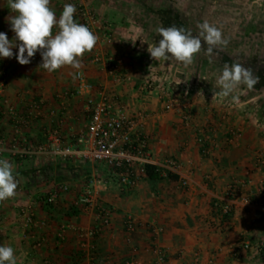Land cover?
<instances>
[{"label": "crops", "instance_id": "obj_1", "mask_svg": "<svg viewBox=\"0 0 264 264\" xmlns=\"http://www.w3.org/2000/svg\"><path fill=\"white\" fill-rule=\"evenodd\" d=\"M60 1L50 4L57 17L63 9ZM74 1L96 12L103 25L80 69L65 66L49 73L39 67V52L21 65L15 58L18 47L12 58L0 57L6 68L0 96V140L6 151L0 158L12 162L18 181L16 195L0 202V245L12 246L22 264H152L157 248L166 255L165 264H198L197 256L199 264L210 258L215 264H264V247H258L264 242V88H253L247 98L238 92L221 97L219 89L190 92L187 108L166 109L164 90L182 81L176 76L177 61L154 60L148 47L158 44L161 26H182L193 34L192 24L177 22L175 1H158L156 7L146 0ZM10 14L6 0H0V32L11 40L15 33L6 20ZM203 46L194 62L207 59L222 68L233 62L226 54L210 59ZM95 56L121 58L119 75L94 62ZM77 71L94 85L96 99L98 90H105L130 116L145 114L143 131L152 163L180 162L179 179L160 171L156 179L146 175L136 186L124 187L106 164L63 158L51 146L34 155L9 152L13 142L20 150L45 144L52 128L60 130L66 144L86 130L90 113L87 95L77 93ZM189 73L185 83L194 81ZM34 103L41 108L26 119L25 111ZM182 177H187L186 185ZM59 184L69 189L55 203H46ZM87 187L94 194L88 206L79 202ZM226 203L233 207L228 213L221 208ZM24 207L34 213L28 224ZM102 207L109 211L110 224L92 237L88 232L100 223ZM128 217L136 222L132 231L126 228ZM245 241L250 248L240 247Z\"/></svg>", "mask_w": 264, "mask_h": 264}, {"label": "clouds", "instance_id": "obj_2", "mask_svg": "<svg viewBox=\"0 0 264 264\" xmlns=\"http://www.w3.org/2000/svg\"><path fill=\"white\" fill-rule=\"evenodd\" d=\"M6 3L11 13L6 20L15 36L10 40L6 33L0 32V57L12 58L13 48L18 47L15 58L19 64L27 65L39 52L42 57L39 67L52 73L65 66L80 69L82 57L97 44L98 37L93 31L76 21L77 9L71 3L63 5L59 17L50 6L51 0H6ZM198 28L199 34L193 35L184 27H159L161 39L157 45L148 47L150 56L157 61L174 59L189 66L204 44L210 59L227 46L222 31L207 20L198 24ZM258 82L259 77L250 68L236 61L231 65L225 63L216 81L221 97L232 96L241 85L253 89ZM233 99L238 98L233 96ZM17 188L12 162L0 158V202L13 198ZM0 264H22V261L12 246L0 245Z\"/></svg>", "mask_w": 264, "mask_h": 264}, {"label": "built area", "instance_id": "obj_3", "mask_svg": "<svg viewBox=\"0 0 264 264\" xmlns=\"http://www.w3.org/2000/svg\"><path fill=\"white\" fill-rule=\"evenodd\" d=\"M75 13V19L78 23L84 24L90 28L96 35L97 31L102 28V23L99 15L87 9L84 6H78ZM110 37V36H109ZM110 39V38H109ZM94 62H102L107 71L112 75H119L124 63L121 58L112 56L102 59L100 56H95ZM78 80V94H86V106L90 113L89 121L85 131L78 133L71 143H64L63 136L58 128H52L47 131V142L40 146L32 144L24 148L18 149L13 142L9 148V152L13 155L22 153L34 155L44 152L51 146L56 153L63 158L76 157L83 158L87 161L104 163L108 167L114 169L117 173L119 183L124 187L136 186L143 176H146V165L152 163V155L149 146V137L143 131V119L145 114H137L130 116L119 104L117 97L105 90H98L100 98L92 94L95 91L94 85L87 81L82 71L76 72ZM146 85H152L150 80H147ZM6 87V68L3 62L0 61V96L3 94ZM164 93L168 96L165 104L166 109H172L175 105L182 108H187L189 102L182 103L175 95L172 89H165ZM41 108L40 104L34 103L30 109L25 111L26 119H31L36 116V112ZM10 113L14 114V110L10 109ZM21 118V122L28 121ZM205 137L200 138L201 141L208 140ZM6 151L5 141L0 140V155ZM156 165V164H154ZM157 166V165H156ZM161 173L167 174L169 171L179 174L181 169L180 162L170 159L163 165L158 166ZM187 177L181 178V184L186 185ZM69 189L67 184H59L54 186L52 191L46 196L45 202L53 204L57 201L63 192ZM232 189V188H231ZM93 191L87 187L79 198V202L83 205H91L93 203ZM224 213L232 211L231 204L226 203L222 207ZM23 214L26 217V223L33 221L34 213L29 207L23 208ZM107 208L102 207L98 212L100 223L91 229L88 234L95 236L102 230L103 226L110 224V216ZM136 222L134 218L128 217L126 228L129 231L135 229ZM241 248L248 249L251 247L250 242L245 241L241 244ZM259 248L264 247V242H261ZM237 250V249H235ZM156 259L152 264H165L166 255L157 248ZM196 263L199 264V256L196 258ZM213 258L208 260L207 264H215ZM127 264H136L135 261H128Z\"/></svg>", "mask_w": 264, "mask_h": 264}, {"label": "rangeland", "instance_id": "obj_4", "mask_svg": "<svg viewBox=\"0 0 264 264\" xmlns=\"http://www.w3.org/2000/svg\"><path fill=\"white\" fill-rule=\"evenodd\" d=\"M158 1L163 3V0H146V4L150 3L156 7ZM174 1V6L180 12V21L176 20L177 22L183 21L188 25L192 24L193 35L199 34L198 24L205 20L218 27L224 38L228 40V44L222 50H218L216 58H222L226 54L225 56L229 58L227 61H236L245 68H250L253 74L259 77V82L254 86V89L259 91L264 88V78H261V70L264 68V0ZM60 2L63 5L71 3L76 8L84 6L89 9L85 4L77 3L74 0H61ZM204 60L206 61H198V63L195 61L189 67L184 66L182 63H175V67H178L176 76L181 78L182 81L181 83H173V91L182 103L189 102L190 105V97L186 96L190 92H193V94L198 91L210 93L219 89L216 81L223 70L221 64L217 65L216 62L210 63L207 59ZM233 62L228 64L231 65ZM190 70L194 81H191V83L186 81L185 83V74L189 78L191 77ZM244 87L246 86L241 85L234 92H238L236 94L246 98L254 94L255 90L252 89V92L245 91L246 88ZM260 101L258 100V102ZM227 102H230V100Z\"/></svg>", "mask_w": 264, "mask_h": 264}, {"label": "trees", "instance_id": "obj_5", "mask_svg": "<svg viewBox=\"0 0 264 264\" xmlns=\"http://www.w3.org/2000/svg\"><path fill=\"white\" fill-rule=\"evenodd\" d=\"M261 78H264V68L261 70ZM146 175L152 179L158 178L160 175L159 167L154 164H147L146 165ZM167 176L170 177L171 179H179L178 174H174L170 171L167 173Z\"/></svg>", "mask_w": 264, "mask_h": 264}]
</instances>
